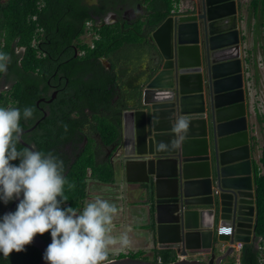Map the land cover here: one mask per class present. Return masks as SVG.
I'll return each instance as SVG.
<instances>
[{
  "label": "water",
  "instance_id": "obj_1",
  "mask_svg": "<svg viewBox=\"0 0 264 264\" xmlns=\"http://www.w3.org/2000/svg\"><path fill=\"white\" fill-rule=\"evenodd\" d=\"M238 8L239 0H189L173 11L151 32L149 65L121 113L119 167L148 208L157 248L178 256L169 264H223L229 245L260 242ZM182 116L189 128L177 134L173 126ZM161 142L169 146L161 149ZM31 245L41 253L38 264H48L49 244L36 236ZM196 251L208 252L209 261L186 258Z\"/></svg>",
  "mask_w": 264,
  "mask_h": 264
},
{
  "label": "trees",
  "instance_id": "obj_2",
  "mask_svg": "<svg viewBox=\"0 0 264 264\" xmlns=\"http://www.w3.org/2000/svg\"><path fill=\"white\" fill-rule=\"evenodd\" d=\"M128 3L143 7L144 15L130 24L121 21L100 30L92 27L98 38L93 40L92 48L82 44L81 37L87 31L86 22L95 21L115 7H124ZM176 4L177 0H97L92 5L86 4L84 0H0V52L11 57L7 72L0 73V84L4 81L8 86L6 90L0 91V107H15L21 112L26 107L34 108L32 119L21 120L23 129L33 124L37 114L36 101L44 93L50 76L48 68L51 67H47V57L54 60L56 65H61L57 72L69 79V87L74 93L67 109H53L50 116L40 123L41 135L26 141L25 136L22 137L25 143L35 145L34 150L51 152L63 160L68 184L74 185L72 188L65 185L68 201L63 207L70 206L81 211L87 196L88 180L102 184L114 182L113 167L108 156L100 148L94 147L92 140L86 149L75 156L72 164L67 152L61 147L73 140L77 132L86 126L100 136L104 146L120 143V111L111 120H108V115L102 118L94 116V124L84 113L85 109L91 112H113L112 101L118 95L117 77L112 70L105 69L100 58L111 60L118 52L129 47L140 50L147 44L151 32L176 11ZM250 9L255 17L261 15L264 19V0H250ZM39 40L45 41L44 59L37 56V49L32 45ZM16 48L24 49L21 56L15 53ZM75 50L83 51L84 55L74 57ZM124 78L127 76L123 71L121 81ZM41 86L44 90L40 89ZM74 111H77V118H72ZM21 147L24 146L18 145V148ZM12 163L18 165L19 161ZM259 164L260 167L254 165V172L257 216L255 233L260 242L257 247L253 244L243 245L240 264H264V144ZM13 201L7 205L0 201V217H3ZM3 205L5 212L2 211ZM37 236L51 243L50 232ZM25 247L26 251H14L8 259L0 253V264H38L40 251L33 245ZM122 258L119 255L117 259ZM124 258L148 261L144 252L127 253ZM229 259L228 264H235L232 254ZM176 260L178 258L172 250H155L151 262L169 264Z\"/></svg>",
  "mask_w": 264,
  "mask_h": 264
},
{
  "label": "clouds",
  "instance_id": "obj_3",
  "mask_svg": "<svg viewBox=\"0 0 264 264\" xmlns=\"http://www.w3.org/2000/svg\"><path fill=\"white\" fill-rule=\"evenodd\" d=\"M10 61L7 53L0 52V73L7 72ZM34 112L32 107L23 112L15 107H0V201L7 205L19 200L14 212L0 217V253L8 259L14 251H26L25 246L31 245L37 234L50 232L51 243L43 257L48 264H112L110 249L131 244L127 230L113 235L119 209L99 196L82 211L62 206L68 201L65 185L74 187L68 184L63 160L51 152L18 148L24 135L21 120L32 119ZM188 128V118L182 116L173 131L186 134ZM183 139L180 135L170 143L178 146ZM168 146L164 142L159 145L161 149Z\"/></svg>",
  "mask_w": 264,
  "mask_h": 264
},
{
  "label": "flooded vegetation",
  "instance_id": "obj_4",
  "mask_svg": "<svg viewBox=\"0 0 264 264\" xmlns=\"http://www.w3.org/2000/svg\"><path fill=\"white\" fill-rule=\"evenodd\" d=\"M86 4V2L84 0ZM97 2L95 0L94 4ZM144 8L140 5H133L131 3L126 4L124 7H115L111 11L107 12L103 17L96 18L95 21H88L86 23H90L91 25V32L93 34H89L87 40L83 39L84 36H87L84 34L81 37V42L83 45L90 46L92 48L93 46V40H96L98 38V35L96 34V31H92V27L100 30L104 26H111L116 25L119 22H125V23H132L135 21L139 16L144 15ZM86 25V24H85ZM43 37V36H41ZM150 37V36H149ZM143 47H141L140 50H134L132 48H126L125 51L118 52L115 57H113L111 60H107L104 58H100L101 64L105 67L106 70H112V72L117 77V84L116 89L118 95L113 99L112 105H113V112L110 113H104L102 110L97 112H91L88 109H85L84 113L87 115V118H89L90 122L94 124L95 122L92 120L94 116L97 118L104 117L103 115H108V120H111L113 116H116L119 112V123H120V143L118 145H115L113 143L111 146L106 147L102 144L100 136L89 130V127L86 126L79 130L77 132V135L73 138V140H70L66 142L64 145H61V147L64 148V150L67 152L70 164L74 162L75 156H78L81 151L86 149L89 144L90 140L94 142V147L100 148L103 153L108 156V161L111 164V166L114 168L115 164H120V153H121V113L124 108L129 106V103L132 102L139 90V80L141 79V76L143 75L145 69H147V66L149 65V61L151 58V55L153 54V43L149 40ZM45 41L39 40L37 43L34 41L33 46L37 49V56L41 59L46 58L45 55ZM24 52L23 48H16L15 53L18 56H21ZM83 51L75 50L74 57L83 56ZM49 59V60H48ZM47 67L49 69L50 76L48 77L46 84H45V91L44 93H41L39 99L36 101V110L37 114L34 118V122L32 125H29V127L24 129V135L25 141L32 139L38 135H41L42 132L39 129V125L41 122H44L51 114L53 109H57L59 107L67 109V106L70 102L71 97H73L74 93L73 90L69 87V79L66 78L64 75L58 74V69L61 66L60 64L56 65L54 63V60L47 57ZM126 72L127 78H124L123 81H121V73ZM130 83V85L128 84ZM5 82L2 81L0 85H4ZM7 86V85H6ZM8 88V86H7ZM6 88V89H7ZM43 86L40 87L42 89ZM4 89V90H6ZM44 90V88H43ZM64 102V103H61ZM117 113V114H116ZM72 118H77V111H74L72 114ZM56 136V135H55ZM22 142L23 139H22ZM25 143V142H24ZM27 144V143H25ZM22 145V144H21ZM29 145V144H27ZM23 146V145H22ZM31 148L34 150L35 145L30 144ZM25 147V146H24ZM93 183V184H92ZM101 184L97 181H90L88 180V194L86 199L90 198L93 199L97 196H99L102 199H115L113 194L115 192L112 191V194L110 197H105L103 193L100 191L98 186ZM94 190L92 191V187ZM97 194H95V192ZM92 192V193H91ZM127 254V253H126ZM119 255L117 256V258ZM152 261V260H149Z\"/></svg>",
  "mask_w": 264,
  "mask_h": 264
},
{
  "label": "crops",
  "instance_id": "obj_5",
  "mask_svg": "<svg viewBox=\"0 0 264 264\" xmlns=\"http://www.w3.org/2000/svg\"><path fill=\"white\" fill-rule=\"evenodd\" d=\"M189 0H177L175 5V10H184L188 5ZM241 8L237 9L238 13H241V23H240V34L243 44V58L245 59L243 63V83L245 88V100L247 107V121L253 130V144L251 146V159L254 165L259 164L261 158V150L264 144V115L263 106L264 102L260 96L259 84L262 83L260 80L261 70L264 69V19L262 20L261 15L255 17L250 9V0H239ZM89 5H92L88 3ZM94 4V3H93ZM120 168V167H119ZM121 173L124 174L123 169H120ZM114 172V182L112 184H102L98 186L99 189L103 187L109 188L108 191L115 192L113 196L117 199H122V194L119 195L120 186L116 185V172ZM125 177V174H124ZM126 180V179H125ZM92 181V180H90ZM94 182V181H93ZM93 184V183H92ZM131 189H129V195L126 196L123 203L124 208L119 209L118 215L114 218V225L116 235H120L124 231H128L131 244L128 247V252H144L145 257L153 259L155 250L157 248V243L155 240L154 229L155 225L151 219L148 218V208L143 202L142 197L138 193L137 185L129 184ZM92 187V186H91ZM93 189V187H92ZM137 191V193H136ZM95 194L96 191H94ZM92 193V192H91ZM88 194V188H87ZM119 195V196H117ZM87 197V196H86ZM93 199H85L81 208H83L91 202ZM114 200V199H113ZM123 205V206H124ZM126 205H131L132 207L142 208V218L138 217L137 213H128L126 211ZM132 209V208H131ZM150 208V212H151ZM120 222V223H118ZM178 258V256H177ZM203 262L209 261V253L201 259ZM149 261V260H148ZM230 261L229 257L223 262V264H228Z\"/></svg>",
  "mask_w": 264,
  "mask_h": 264
},
{
  "label": "rangeland",
  "instance_id": "obj_6",
  "mask_svg": "<svg viewBox=\"0 0 264 264\" xmlns=\"http://www.w3.org/2000/svg\"><path fill=\"white\" fill-rule=\"evenodd\" d=\"M85 1L90 3V4H93L95 2V0H85ZM89 34L90 33H87L86 34L87 36H84L83 39L87 40L86 38H88V36H90ZM260 80H262V83L259 84V89H260L259 92H260L261 98L264 101V69L261 70ZM6 88H7V86L5 84L4 85H0V91H3ZM262 106H263V112H264V102L262 103ZM263 115H264V113H263ZM114 168H115V172H116V180H115V182H116L117 186H120L119 195L122 194L123 197H122V199L115 198L114 200L113 199H107V200L109 202H111V203H114L117 206L118 209H122V208L125 207V205H124L125 202L123 203V201L126 198V196L129 195L130 192H132V189L130 188V185L126 182L124 174L121 173L119 165L115 164ZM129 189H131L130 192H129ZM93 190H94V188L92 189V191ZM108 190H109V188H105V187L100 189V191L103 193V195L105 197H110L111 194H112V191H108ZM136 193H137V191H136ZM119 195H117V196H119ZM2 211L5 212V205H3V207H2ZM133 211H135L137 213L138 217L142 216V213H141L143 211L142 208H137V207H132L131 205H126V211L125 212H128V213L131 214V213H133ZM118 223H120V222H118ZM115 231L117 232V230L114 229L113 230V235L114 236H118V235L115 234ZM126 252H128V247L122 249L120 247V245H116V246H114V247H112L110 249V251H109V259L110 260H116L118 255H121L124 258L126 256ZM129 253L131 254L132 251L130 250ZM146 259L150 260V258H147V257H146Z\"/></svg>",
  "mask_w": 264,
  "mask_h": 264
},
{
  "label": "built area",
  "instance_id": "obj_7",
  "mask_svg": "<svg viewBox=\"0 0 264 264\" xmlns=\"http://www.w3.org/2000/svg\"><path fill=\"white\" fill-rule=\"evenodd\" d=\"M86 29L88 33L93 34L91 32V25L90 23H86ZM244 244L242 243H233L231 245H229L233 252H232V256L234 258V262L235 264H240V256H241V250ZM207 255L206 251H196L190 255H188L186 258L190 259V258H200L203 259L205 256Z\"/></svg>",
  "mask_w": 264,
  "mask_h": 264
}]
</instances>
